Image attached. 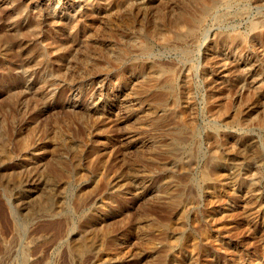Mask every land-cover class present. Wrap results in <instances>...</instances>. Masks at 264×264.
I'll return each instance as SVG.
<instances>
[{"label":"rangeland","instance_id":"obj_1","mask_svg":"<svg viewBox=\"0 0 264 264\" xmlns=\"http://www.w3.org/2000/svg\"><path fill=\"white\" fill-rule=\"evenodd\" d=\"M192 1L0 0V76L12 67L11 88L20 104L8 147H15L28 128L37 143L23 160L26 169L43 177L55 138L46 129L80 127L81 134L68 138L86 150L75 166L101 158L110 161L105 173L114 176L133 162L151 179L144 190L135 186L107 193L102 186L78 196L83 173L77 168L66 180L71 183L62 180L64 187L51 193L59 210L29 216L25 192L19 186L9 190L2 180L6 224L0 221V264H167L174 252V263L181 264L184 245L166 247L174 237L165 225L176 224L183 227L180 237L190 235L196 243L194 264H264V38H259L264 0H217L189 30L173 32L178 7ZM137 4L145 6L143 12ZM242 34L247 40L232 45ZM146 43L151 46L147 54L142 53ZM26 46L47 54L36 70L24 65ZM128 47L133 59L115 67V53ZM42 78L49 83L42 85ZM168 83H173L169 94ZM34 94L42 102L32 103ZM3 98L0 91V102ZM153 103L160 105L153 108ZM147 119L166 120L167 129L180 123L181 141L168 145L160 129L132 131ZM63 137L53 142H68ZM151 145L175 152L157 155L148 150ZM18 154L13 150L16 163L22 160ZM162 171L171 178L158 179ZM121 181L124 187L127 180ZM28 191L31 202L45 203L48 190ZM88 229L107 232L100 248L113 253L110 257L98 258L93 246L70 255L69 240ZM205 233L211 236L208 242ZM146 239L152 247L145 246Z\"/></svg>","mask_w":264,"mask_h":264},{"label":"bare ground","instance_id":"obj_2","mask_svg":"<svg viewBox=\"0 0 264 264\" xmlns=\"http://www.w3.org/2000/svg\"><path fill=\"white\" fill-rule=\"evenodd\" d=\"M168 1V0H167ZM217 0H193L191 2L190 5H185L182 4L178 7V11L177 14L175 15V18L172 21V30L175 33H178V31L180 30V27H183L186 31L188 28H190L195 22H197L200 18V16H202L203 13H205L208 8L210 7V5L214 4ZM27 2V1H26ZM138 2V0H137ZM146 2V1H145ZM138 5V4H137ZM19 6V5H18ZM149 6V5H148ZM145 7V6H144ZM142 5H138L136 6V8L139 10H141V12H143V8ZM156 7V5H155ZM49 10V9H48ZM163 10V9H162ZM3 12V11H2ZM135 12V10H134ZM146 15V14H145ZM15 17V16H14ZM113 18V17H112ZM129 18V17H128ZM130 22H128L127 24L130 25L132 20L131 18ZM103 20V19H102ZM56 21V20H55ZM112 21V20H111ZM117 21V20H116ZM260 23V22H259ZM40 25V24H39ZM114 26V25H113ZM32 27V26H30ZM101 27V26H100ZM102 28V27H101ZM105 28V27H103ZM127 28V27H125ZM124 28V29H125ZM106 29V28H105ZM251 30L253 28H250ZM189 30V29H188ZM91 31V30H90ZM32 34V33H31ZM64 35V34H63ZM144 36V35H143ZM145 37V36H144ZM259 38L262 41V39L264 38V32L259 34ZM170 40V39H169ZM244 40H247V34L245 35H240L236 38H234L231 41L232 45L235 44H239L241 42H243ZM3 41V40H2ZM126 41V40H125ZM149 43V42H148ZM146 43V45L143 47L142 53H149L151 46ZM79 44V43H78ZM93 46V45H92ZM103 49V48H102ZM153 49V47H152ZM97 50V49H96ZM99 50V49H98ZM138 50V48H137ZM100 51V50H99ZM133 51V49H132ZM135 51V48H134ZM101 52V51H100ZM108 52V51H107ZM116 52V51H115ZM114 52V53H115ZM22 55L25 57V61H24V65L28 66L29 68H31L32 70H36V68H38L39 66H41V64H43L46 61V57L47 54H45V52L43 54L37 53V51L35 49H33L32 47H25L22 50ZM186 53V52H185ZM184 53V54H185ZM72 56V55H71ZM105 56V55H104ZM112 56V55H111ZM132 53H131V48H125L124 53L121 52H116L115 53V57H114V65L115 67L121 68L125 65V62L131 59L132 57ZM106 61V58H104ZM133 59V57H132ZM138 59V58H137ZM175 60V59H174ZM20 61V60H19ZM18 61V63H19ZM156 61V60H155ZM138 64V63H137ZM96 65L98 66V64L96 63ZM65 66V65H64ZM155 66H157V64H155ZM88 67V66H87ZM158 67V66H157ZM90 69V67H88ZM151 68V67H150ZM154 68V67H153ZM152 68V69H153ZM110 70V69H109ZM12 67L8 66L6 68V72L4 74H2L0 76V91L4 92V98L3 100H1L0 102V115L2 117V120L0 121V182L2 180H4V184L5 186L10 190V189H14V187H20L22 191L25 192V208H26V212L25 214L31 215L37 211H41V210H45L48 213H56L59 210L60 207V202L58 200V198L56 199L54 197L53 194H51L53 191H56L59 187L63 188L64 187V182L62 180H72V176L70 175V172H75L76 169L78 168V166H75L76 161L78 160V156L81 155V153L85 152L86 150L84 148H81L79 144H73L72 140H69L68 138L71 139V137L73 136H78L79 134H81L82 132V128L79 127V129H77V131H73V132H69V128L65 129V128H59V130H55L51 131L49 128L46 129L47 132L46 134L49 135L52 133L51 137H55L50 139V144L54 145L53 149L51 150V153H49V158L47 160V164H46V170L43 173V177H41L40 179V173L38 174L37 171H34L32 173V171H28L26 169V167L23 165V160L26 158V156L28 154H31L32 151H35L37 149V143H34L32 141V136L33 135V130L34 129H29L27 133L20 138L19 142L16 144L15 147L9 148L8 147V141L10 140V137L12 135V120H15L17 114H18V109H17V104H19V100H18V95L16 92L13 91V89L11 88V76H12ZM157 71V70H156ZM72 72V71H71ZM110 72V71H109ZM152 72V71H151ZM155 72V71H153ZM159 72V71H158ZM73 75V74H72ZM154 75V74H153ZM146 78V77H145ZM159 78V76H158ZM80 80L77 79L74 82L77 83ZM162 81V80H161ZM42 85H45L46 83H49V80L46 78H42L41 79ZM160 82V81H158ZM157 82V83H158ZM176 84V83H175ZM160 86V85H159ZM173 87V83H168L166 84V90L169 94V91L172 89ZM134 88V87H133ZM18 89V88H17ZM19 90V89H18ZM165 90V91H166ZM174 91V90H173ZM172 93V91L170 92ZM162 95L164 93H161ZM166 94V93H165ZM31 95V94H30ZM35 95V94H34ZM33 95V96H34ZM164 96V95H163ZM164 98V97H163ZM167 99V98H166ZM165 99V101H166ZM43 98L41 96H39V94L35 95L32 99V103L34 102L35 104L37 102H42ZM133 101V100H132ZM133 103V102H132ZM141 103V101H140ZM29 103H28V107L29 108ZM33 105V104H32ZM141 105V104H140ZM144 105V104H143ZM160 104L159 103H153L151 104V106L153 108L158 107ZM20 106V104L18 105ZM135 106V105H134ZM136 108V107H135ZM147 109V108H146ZM215 109V108H214ZM173 110V109H172ZM69 111V110H68ZM89 111V109L87 110ZM93 111V109H92ZM219 111V110H218ZM171 113V112H169ZM137 114V113H136ZM89 115V114H88ZM79 117V116H78ZM174 117V116H173ZM89 118V117H88ZM72 119V118H71ZM93 119V118H92ZM91 119V120H92ZM166 119V118H165ZM171 119V117H170ZM173 119V118H172ZM42 121V120H41ZM59 122V120H57V123ZM84 122V120H83ZM103 122V121H102ZM62 123V122H61ZM70 123V122H69ZM72 124V123H71ZM172 124V123H171ZM15 124H13L14 126ZM47 125V124H46ZM62 125V124H61ZM93 125V124H91ZM142 125V126H141ZM167 122L165 120V122L163 123H156L155 121H152L151 119H147V120H141V122H139L138 124L135 123L132 128H133V132L135 131L137 134H141L142 133V129L143 126L145 129H150L153 131L154 129H160L162 131V134L164 136V138L167 140V144H171L172 146L179 143L182 139L183 136V130H184V126L182 127V125L177 124H173V126L171 125L170 128L167 129ZM64 126V125H63ZM62 127V126H61ZM65 127V126H64ZM78 127V126H77ZM169 127V126H168ZM142 128V129H141ZM81 129V132L78 131ZM129 129V128H128ZM171 129L172 132H169V130ZM131 130V129H130ZM151 131V132H152ZM69 132V133H68ZM144 132V131H143ZM86 133V132H85ZM146 133V132H145ZM150 133V132H149ZM153 134V133H152ZM64 135H66V139L68 140V142H53L56 141L57 138H62ZM73 135V136H71ZM146 135V134H145ZM158 135V134H157ZM124 136V134H123ZM141 136V135H140ZM121 137V136H120ZM138 137V136H137ZM151 137V136H150ZM149 137V138H150ZM64 138V137H63ZM74 138V137H73ZM119 138V137H118ZM146 138V137H145ZM148 138V139H149ZM129 139V138H128ZM132 139V138H131ZM151 140V139H150ZM133 141V140H132ZM160 141V140H159ZM128 142V141H127ZM161 142V141H160ZM75 143V142H74ZM84 143V142H83ZM143 143V142H142ZM156 143V142H155ZM118 144V143H117ZM148 144V143H146ZM154 144V143H153ZM152 144V145H153ZM162 144V143H161ZM115 145V144H114ZM144 145V144H143ZM152 145L150 147H152ZM128 146V145H127ZM149 147V145L147 146ZM128 149V148H127ZM141 149V148H140ZM142 149H144L143 151H146V148L143 147ZM13 150H18L19 154L18 155H22V160H20L19 163L14 162L13 160ZM50 150V149H49ZM48 150V151H49ZM150 151H152L153 153L157 154V155H171L172 153H174L175 151L173 150V148L171 150H165L163 151H159L157 149L156 146H153L152 148L148 149ZM142 151V150H140ZM142 152V153H144ZM69 155V159L64 157L63 155ZM175 156V155H174ZM188 156V155H187ZM102 157V156H101ZM106 157V156H105ZM165 158V157H164ZM45 159V158H44ZM80 159V158H79ZM184 159V158H183ZM12 160V161H11ZM175 160V159H174ZM11 161V162H10ZM108 160H102L101 158L95 159L93 161H91L90 164H87L88 166H85L84 168H78V170H81L83 175L81 176V178L79 179V182L77 183V187H76V193L78 194V196H83L84 194H93L97 191H99L100 189L102 190V186H105V192L107 190L108 192H114V191H118V190H123V189H131V188H136L135 186H137L138 188L144 190L146 189V187H148V185L150 184L151 179H149L147 177V171L145 170V167L143 165L137 164V163H128L127 165H125V167L122 168V172H120L117 175H110L108 176V173L105 170L107 169V164L110 163V161L105 164V162H107ZM79 164V163H78ZM154 165V164H153ZM75 166V167H74ZM84 166V165H83ZM109 167V166H108ZM187 167H185L184 169H186ZM104 169V172L102 175H100L101 170ZM109 169V168H108ZM147 169V168H146ZM114 170V169H113ZM119 172V171H118ZM117 172V173H118ZM149 172V171H148ZM77 173V172H76ZM170 174V173H169ZM79 177V176H78ZM84 177V178H83ZM99 177L101 178L102 181L99 180ZM170 177L167 173V171H162L159 175H158V179H162L163 178H168ZM151 178V177H150ZM171 178V177H170ZM207 178V176H206ZM122 179H126L127 182L125 184L124 187H121V184L119 182H122ZM173 179V178H172ZM210 179V178H209ZM105 180V185H103ZM212 181V180H211ZM210 181V182H211ZM124 182V181H123ZM2 183V182H1ZM68 183V182H66ZM71 183V181L69 182ZM68 183V184H69ZM174 183V182H173ZM177 183V182H176ZM183 183V182H182ZM175 184V183H174ZM39 185H42L43 187H39ZM172 187V186H171ZM28 188L31 190L32 188H36L37 190H48L46 195H45V203L42 201L40 203H33L30 201V199H27V195L26 192L28 191ZM5 188H3L2 190H4ZM58 189V190H59ZM182 189V187H181ZM6 190V189H5ZM20 190V191H21ZM14 191V190H13ZM29 192V191H28ZM119 192V191H118ZM143 192V191H142ZM49 193V194H48ZM124 193V192H123ZM173 193V192H172ZM60 197V196H59ZM178 197V196H177ZM86 198V197H85ZM162 198V197H161ZM43 199V198H42ZM180 199V197H179ZM1 201V200H0ZM37 201V200H36ZM87 201V200H86ZM170 201V200H169ZM2 202V201H1ZM77 202V201H76ZM168 202V201H167ZM111 203V202H110ZM5 204V203H4ZM60 204V205H59ZM3 205V204H2ZM21 205H22V201H21ZM175 204L172 202L170 204V206H174ZM64 206V205H63ZM77 206V204H76ZM22 207V206H21ZM24 208V207H23ZM38 208V209H37ZM160 208V207H159ZM171 208V207H170ZM4 210V209H3ZM37 210V211H36ZM154 210V209H153ZM160 210V209H159ZM16 211V210H15ZM25 211V210H24ZM147 211V210H146ZM20 212V211H19ZM133 212V211H132ZM107 213V212H106ZM136 214V213H135ZM6 215V214H5ZM4 215V212L2 211V206L0 204V221L5 225V221H6V216ZM154 215V214H153ZM8 216V215H7ZM48 216V215H47ZM183 216V215H182ZM11 218V217H10ZM169 218V217H168ZM8 219V218H7ZM86 216H85V220H86ZM57 220V219H56ZM112 220V219H111ZM176 220V219H175ZM52 221V220H51ZM159 221V220H158ZM9 222V219H8ZM57 222V221H56ZM101 222L105 223V220H101ZM100 222V223H101ZM161 222V221H160ZM174 222V221H173ZM51 223V222H50ZM59 223V222H58ZM68 223V222H67ZM136 223V222H135ZM185 223V222H184ZM52 225V224H51ZM56 225V224H53ZM65 225V224H64ZM15 226V225H14ZM100 226V225H99ZM98 226V227H99ZM161 226L164 227V224H161ZM166 228L169 229V232L171 233L170 237H174L172 240H169V243L167 244L166 247H168V249L170 251H172L174 249V247L183 244L184 245V249H183V254L181 256V264H194V255H195V251H196V243L193 241V239L190 237V235H186L183 234L181 237L180 235L183 233L182 232V225H172L167 227V225H165ZM6 227V226H5ZM29 227V226H28ZM104 227V226H103ZM106 227V226H105ZM0 230H2V227L0 226ZM10 228V227H9ZM15 228V227H14ZM97 228V227H96ZM109 228V227H108ZM200 228V227H199ZM8 229V228H7ZM104 229V228H103ZM150 229V228H149ZM152 229V228H151ZM202 229V228H200ZM199 229V230H200ZM16 230V228H15ZM89 230V229H88ZM111 230V229H110ZM135 230V229H134ZM7 231V230H6ZM106 231V230H104ZM148 231V230H147ZM203 231V229H202ZM168 232V230H167ZM14 234V233H13ZM146 234V233H145ZM107 236V232H99L98 230L95 229H90L89 231H87L85 234H83V236L80 239H76V238H71L69 240V249H70V255H76V256H80L84 253V251H86V249L90 246H93L95 248L96 251V256L98 258H102V256H107L110 257L111 254L113 253H108L105 252L103 250H101V243H103V240H105ZM211 238L210 234L205 233L203 240L207 241ZM213 239V238H212ZM160 240V239H159ZM145 246L147 248L152 247V240L151 239H146L145 241ZM208 242V241H207ZM143 244V242H142ZM2 245V244H1ZM4 246V245H3ZM2 246V247H3ZM201 248V247H200ZM104 249V248H102ZM168 250V251H169ZM66 251V250H65ZM69 251V250H68ZM170 253V252H169ZM67 254V252H66ZM203 254L206 258H208L209 256V252L207 251V249L203 250ZM69 256V255H68ZM73 256V257H74ZM75 256V257H76ZM165 256V255H164ZM180 256V255H179ZM93 257V256H92ZM91 257V258H92ZM114 257V256H112ZM171 259H169L167 261V264H175V260H176V253H171L170 254ZM22 258V257H21ZM69 259V258H68ZM110 259V258H109ZM26 261V260H25ZM178 261V260H177ZM164 262V261H163ZM159 263V262H158ZM160 264V263H159Z\"/></svg>","mask_w":264,"mask_h":264}]
</instances>
